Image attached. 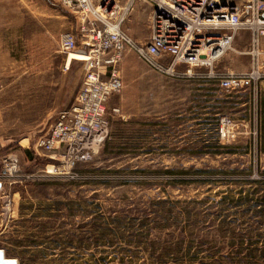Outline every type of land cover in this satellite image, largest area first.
<instances>
[{
    "label": "rangeland",
    "instance_id": "374dc122",
    "mask_svg": "<svg viewBox=\"0 0 264 264\" xmlns=\"http://www.w3.org/2000/svg\"><path fill=\"white\" fill-rule=\"evenodd\" d=\"M110 1L108 19L125 13L122 28L149 41L153 5ZM102 2L109 0H93ZM83 21L61 0H0L5 257L17 264H264L262 78L227 90L205 68L179 64L170 76L127 50L103 148L71 174L48 172L49 155L36 143L82 90L84 62L68 65L60 44L73 34L83 47ZM248 35L215 73L251 74L260 46ZM12 155L21 163L13 176L3 172Z\"/></svg>",
    "mask_w": 264,
    "mask_h": 264
},
{
    "label": "built area",
    "instance_id": "2783aa9c",
    "mask_svg": "<svg viewBox=\"0 0 264 264\" xmlns=\"http://www.w3.org/2000/svg\"><path fill=\"white\" fill-rule=\"evenodd\" d=\"M138 0H131L135 4ZM153 5L149 41L136 42L122 28L124 13L116 21L113 3L93 0H61L83 18L81 32L86 35L78 48L75 36L61 39V51L83 53L85 78L81 92L72 108L60 111L47 135L36 147L49 155L50 173L71 174L76 165L91 157L88 146L106 140L109 130L108 103L124 88L120 65L123 55L131 50L151 69L177 76L179 64L209 70L208 77L227 90H237L253 80V73H215V65L229 51L239 32L253 33V41L264 36V0H247L230 4L224 0H147ZM128 7L129 10L130 8ZM103 12V13H102ZM94 17L92 21L90 18ZM191 73V72H190ZM118 113L117 109L113 110ZM20 158L12 155L3 172L11 176L21 173Z\"/></svg>",
    "mask_w": 264,
    "mask_h": 264
},
{
    "label": "crops",
    "instance_id": "0c3cea01",
    "mask_svg": "<svg viewBox=\"0 0 264 264\" xmlns=\"http://www.w3.org/2000/svg\"><path fill=\"white\" fill-rule=\"evenodd\" d=\"M249 33H251L253 35V33L251 31H248V30H243V31L239 32L238 35H237V37H236V39H235V41L236 42H239L240 44L244 43L245 40L247 39V36H249L248 35ZM258 44L260 46V50H258V55H257L258 56L257 57L258 59L256 61L255 58H253V60L250 63V69H249L250 70L249 72L254 74L253 75L254 76L253 77V81L254 80L256 81V78L257 79H260V78L264 79V36H262V37L259 38ZM249 56H251V54H249ZM253 56H255V55H253ZM255 74L257 76H255ZM260 86L263 88V90H261L262 91L261 92V96L264 97V81H262L260 83ZM257 95H258V93H257ZM0 206H1L0 207V211H3L5 208L2 206V204ZM0 215H3V213L1 212ZM3 233L4 232H1L0 235H2Z\"/></svg>",
    "mask_w": 264,
    "mask_h": 264
},
{
    "label": "bare ground",
    "instance_id": "6f19581e",
    "mask_svg": "<svg viewBox=\"0 0 264 264\" xmlns=\"http://www.w3.org/2000/svg\"><path fill=\"white\" fill-rule=\"evenodd\" d=\"M72 60H78V61L84 62L87 60V58L85 57L83 53H77V54L75 53V54H70L67 64L70 65ZM103 146H104V140H97L96 142L88 146V150L91 152V154L100 152Z\"/></svg>",
    "mask_w": 264,
    "mask_h": 264
},
{
    "label": "water",
    "instance_id": "95a60500",
    "mask_svg": "<svg viewBox=\"0 0 264 264\" xmlns=\"http://www.w3.org/2000/svg\"><path fill=\"white\" fill-rule=\"evenodd\" d=\"M0 264H17V260L6 258L4 250L0 249Z\"/></svg>",
    "mask_w": 264,
    "mask_h": 264
},
{
    "label": "trees",
    "instance_id": "16d2710c",
    "mask_svg": "<svg viewBox=\"0 0 264 264\" xmlns=\"http://www.w3.org/2000/svg\"><path fill=\"white\" fill-rule=\"evenodd\" d=\"M50 161V163L52 162L51 160H49ZM1 249H4V248H1Z\"/></svg>",
    "mask_w": 264,
    "mask_h": 264
}]
</instances>
